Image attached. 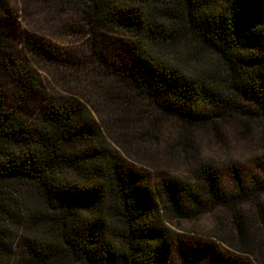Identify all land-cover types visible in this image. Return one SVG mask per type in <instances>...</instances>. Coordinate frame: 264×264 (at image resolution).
Segmentation results:
<instances>
[{"label":"trees","instance_id":"16d2710c","mask_svg":"<svg viewBox=\"0 0 264 264\" xmlns=\"http://www.w3.org/2000/svg\"><path fill=\"white\" fill-rule=\"evenodd\" d=\"M28 1L71 7L67 28L86 40L67 52L36 31L22 37L0 3V264H173L174 253L177 264H201L211 244L171 225L211 210L249 260L219 253L209 264H264L241 208L264 226V153L249 174L228 160L223 178L210 159L177 178L130 166L100 129L118 142L154 139L186 161L193 137L220 127H254L264 147V0ZM31 61L68 67V94L44 86Z\"/></svg>","mask_w":264,"mask_h":264},{"label":"rangeland","instance_id":"374dc122","mask_svg":"<svg viewBox=\"0 0 264 264\" xmlns=\"http://www.w3.org/2000/svg\"><path fill=\"white\" fill-rule=\"evenodd\" d=\"M0 3L17 18L19 32L22 37H24L27 31H36L48 38L54 46L67 52H73L77 49L80 50L83 43H85V35L74 34L67 28L76 18L75 12L71 7L53 5L51 3L40 5L28 0H0ZM14 43L17 45L19 51H23L21 46L22 42L20 40L17 39ZM31 63L40 72V79L43 81L44 86L49 84L55 86L59 94H68V92H63V89L73 87V82L69 85H65L62 81V77L66 76L62 75V73L68 70V67L53 66L47 61H31ZM58 77L60 79L57 81ZM69 94L75 96L76 99L89 107L85 99H82L78 95ZM92 97L94 100L98 99L95 94H92ZM139 101L141 108L139 107L138 109L142 115L145 114V117L147 116V111H149L148 105L143 99H139ZM92 112L95 119L101 124L99 116H102L95 113L93 109ZM105 117L103 116V118ZM133 117H135L134 114L130 115V118ZM163 120L164 119L161 118V121ZM145 124L147 125L146 122ZM161 127L166 128L163 135L164 139L166 138L167 142L171 141L174 134L173 127L165 122H162ZM100 129L104 135L103 138L105 139L106 146L115 149L130 166H138L152 174L156 173L157 170H164L177 178L191 176L195 160L201 162L210 159L214 161L223 178L227 177L225 163L228 160L237 162L243 173L249 174L254 171V161L256 157L264 153L263 145L254 135V127L241 132H235L228 127H220V130L217 132L199 133L196 137H193L192 140L193 146L190 149V156L193 159L191 161H186L182 157L174 159L169 158L164 154L165 152H162L164 151V149L162 150L164 147L158 148V143L154 139L149 142H144L145 146L136 143L133 137L128 136L121 137V141L119 140L118 142L105 134L106 132L103 125L100 126ZM258 200L264 210V194L259 196ZM241 208L244 214L250 217V222L246 225L249 239L255 238V240L261 244V250L264 252V226L260 218L247 204H244ZM216 213L217 212L213 210L207 211L195 219L180 222L179 226H171L181 239H201L205 243L211 244L214 250L201 257V264L211 263L213 257L219 253L248 261L249 259L246 256L249 255L242 256L230 248L225 238L229 235L232 236L234 232L226 227H218L215 220ZM212 234H217L218 237H214ZM179 261L180 257L177 253H174L172 258L173 264H177Z\"/></svg>","mask_w":264,"mask_h":264}]
</instances>
